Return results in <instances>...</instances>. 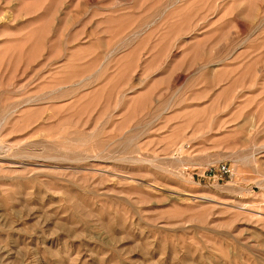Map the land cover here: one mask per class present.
I'll return each mask as SVG.
<instances>
[{
    "label": "rangeland",
    "instance_id": "374dc122",
    "mask_svg": "<svg viewBox=\"0 0 264 264\" xmlns=\"http://www.w3.org/2000/svg\"><path fill=\"white\" fill-rule=\"evenodd\" d=\"M0 264H264V0H0Z\"/></svg>",
    "mask_w": 264,
    "mask_h": 264
},
{
    "label": "built area",
    "instance_id": "2783aa9c",
    "mask_svg": "<svg viewBox=\"0 0 264 264\" xmlns=\"http://www.w3.org/2000/svg\"><path fill=\"white\" fill-rule=\"evenodd\" d=\"M221 175H227L230 172V169L227 165L222 164L218 168Z\"/></svg>",
    "mask_w": 264,
    "mask_h": 264
}]
</instances>
